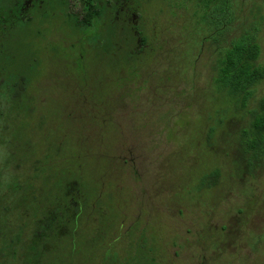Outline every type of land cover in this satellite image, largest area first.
<instances>
[{
    "label": "rangeland",
    "instance_id": "obj_1",
    "mask_svg": "<svg viewBox=\"0 0 264 264\" xmlns=\"http://www.w3.org/2000/svg\"><path fill=\"white\" fill-rule=\"evenodd\" d=\"M181 1L152 0L142 20L153 55L139 58L135 74L124 60L118 75H104L96 55L76 71L44 53L32 71L33 108L24 102L9 119L16 157L43 160L40 185L53 194L66 181L71 193L75 181L104 214L100 235L91 222L74 250L63 245L70 264H110L115 251L124 264L134 240L154 264H264V165L246 171L238 150L264 78L245 106L213 84L219 48L244 32L254 30L264 67V0H229L217 43H200L209 31L199 34L192 4ZM214 168L218 183L198 190Z\"/></svg>",
    "mask_w": 264,
    "mask_h": 264
},
{
    "label": "trees",
    "instance_id": "obj_2",
    "mask_svg": "<svg viewBox=\"0 0 264 264\" xmlns=\"http://www.w3.org/2000/svg\"><path fill=\"white\" fill-rule=\"evenodd\" d=\"M116 1L109 0L113 7ZM188 1L193 6L192 15L196 25L192 23L201 29L199 34L209 31L200 43L208 38L217 43L218 36L231 20L229 0ZM13 2L0 0V264H70V260L62 253L63 245L68 244L74 250L78 229L91 222L95 225L96 234L100 235L104 229L100 218L104 214L98 213L99 217L95 214L99 211L97 203L88 201L84 189L75 181L71 187L73 196L68 193L70 185H66V181L59 184L51 194L38 181L43 172V160H29L27 156L23 157V161L17 158L15 151L19 146H14L13 141L6 137L10 131L9 119L13 114L20 112L24 102L31 105L37 99L31 90L34 85L32 71L41 62L44 53H50L55 58L61 52V45L43 44L41 16L36 15L38 18H35L18 15L15 13L17 11L13 12L17 7ZM107 2L108 0H81L86 16L78 19L79 28L91 27L100 21L102 9L97 7L103 8ZM151 2L152 0H131L126 3L128 7L129 4L132 6L143 26L139 35L140 43L137 44L135 35L129 29L131 22L125 25L126 45L122 55L134 74L139 68V58L153 55V43L147 39V29L142 20L144 15H148ZM115 21L112 17V22ZM21 33L22 40L19 39ZM36 46L39 52L35 49ZM260 51L254 30L244 32L231 39L226 46L220 47L214 66L215 90L245 106L252 88L264 78V67L257 64ZM88 53L98 56L102 61L103 45H93L91 42L89 45L79 46L80 69L85 70L82 65ZM118 63L117 61L116 64ZM112 64V69L118 75V65ZM30 105L28 108H33ZM238 146L239 159L246 171L251 172L264 165V97L250 111L247 125L240 129ZM34 160L37 164L33 163ZM23 165L28 168L23 170ZM11 166L13 171L10 170ZM220 176L217 168L205 172L199 179L198 190L215 186ZM71 196L76 202L75 212L72 214L69 212L73 208ZM116 234L119 233L114 235ZM115 238L119 239L120 236ZM134 243L135 248L125 257L124 264H154V258L146 256L143 246L136 240ZM113 253V256L106 258L110 264H117L124 258L120 252Z\"/></svg>",
    "mask_w": 264,
    "mask_h": 264
},
{
    "label": "flooded vegetation",
    "instance_id": "obj_3",
    "mask_svg": "<svg viewBox=\"0 0 264 264\" xmlns=\"http://www.w3.org/2000/svg\"><path fill=\"white\" fill-rule=\"evenodd\" d=\"M13 1V4L17 5L13 12L17 11L15 13L18 15L35 18L41 16L43 44L61 45L59 56L64 57L62 59L67 67H72L76 71H84L80 69L79 46L89 45L91 42L93 45H103L104 75L110 74L114 67L111 63L118 65L120 70L126 45L125 25L129 24L128 22H131L129 29L132 35H135V43H140L139 35L142 33L143 26L139 17L133 12L132 6L126 5L131 0H117L114 7L108 0L103 8L98 6V9H102L101 20L84 29L78 26V19H84L86 16L81 0ZM111 13L115 22H112ZM117 61L118 64H116Z\"/></svg>",
    "mask_w": 264,
    "mask_h": 264
}]
</instances>
